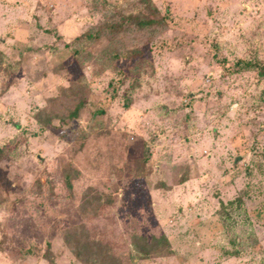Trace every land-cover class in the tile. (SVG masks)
Here are the masks:
<instances>
[{
	"label": "rangeland",
	"instance_id": "obj_1",
	"mask_svg": "<svg viewBox=\"0 0 264 264\" xmlns=\"http://www.w3.org/2000/svg\"><path fill=\"white\" fill-rule=\"evenodd\" d=\"M263 67L264 0H0V264H264Z\"/></svg>",
	"mask_w": 264,
	"mask_h": 264
},
{
	"label": "trees",
	"instance_id": "obj_2",
	"mask_svg": "<svg viewBox=\"0 0 264 264\" xmlns=\"http://www.w3.org/2000/svg\"><path fill=\"white\" fill-rule=\"evenodd\" d=\"M138 24H139L140 27H144V26L151 27V26H155V25H158V24H162V21H158V20H156V18L155 19L153 18L152 20H149L148 22H142V21H140ZM251 66L253 67L252 64H248V65H246V67H244V69L249 68ZM260 74H261L262 77H264V67L260 71ZM67 184H68V186H69L70 189L73 188L71 182L67 181Z\"/></svg>",
	"mask_w": 264,
	"mask_h": 264
}]
</instances>
